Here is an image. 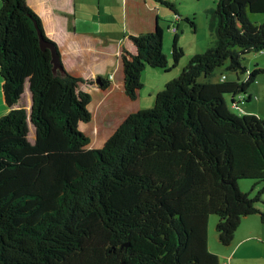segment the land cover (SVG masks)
<instances>
[{"label": "trees", "instance_id": "trees-1", "mask_svg": "<svg viewBox=\"0 0 264 264\" xmlns=\"http://www.w3.org/2000/svg\"><path fill=\"white\" fill-rule=\"evenodd\" d=\"M181 16L172 0H155ZM1 0L0 264H220L210 215L229 245L244 217L264 221V118L229 109L264 68V0H218L213 45L140 106L147 67L170 69L163 17L124 1V37L111 75L69 70L45 29L67 0ZM49 14V15H48ZM256 16V18H255ZM171 25H169V28ZM39 31L55 48L41 45ZM175 33V66L185 54ZM236 79L213 80L225 66ZM240 73H247L241 79ZM97 85L101 100L94 99ZM30 103H29V102ZM254 180L252 191L242 189Z\"/></svg>", "mask_w": 264, "mask_h": 264}, {"label": "crops", "instance_id": "crops-1", "mask_svg": "<svg viewBox=\"0 0 264 264\" xmlns=\"http://www.w3.org/2000/svg\"><path fill=\"white\" fill-rule=\"evenodd\" d=\"M43 1L34 0L33 4L38 6V3L42 4ZM49 1L51 7H53L55 0ZM124 1L67 0L68 10H71L72 14L53 12V9L51 10L52 16L45 24V29L58 42L62 59L69 70L86 78L97 75H111L114 72L116 55L124 37ZM147 3L150 7H157L160 14L159 7H161L166 14L165 16L168 15L166 8L162 4L160 5L155 0H147ZM212 10L214 9L212 8ZM180 14L181 16H190V13L183 14L181 12ZM180 26L179 22L178 30ZM215 39L214 41H212L213 38L211 39V45H213ZM194 52L198 53V51ZM248 57L249 64L251 63V66L247 65L249 70H252L255 66L264 68V52L251 54ZM179 63L180 60L175 65L177 66V74L173 78L181 73L178 68ZM58 65L59 63H57ZM151 68L153 67H147L143 75L144 73H149L152 76L151 78L154 81V86L150 93L152 96L159 92L162 84L165 86L171 79L158 72L161 68L149 70ZM170 70L166 69V71ZM226 78L228 79V77ZM231 79L234 80L236 78ZM2 84L3 78L0 74V116L10 110L4 98ZM91 90L98 93L99 102L101 100V92L97 85L91 87ZM237 99H239V103L234 108L241 114L252 113L264 118V73L258 75L249 86L247 92L239 94L236 97ZM241 100L244 101L241 102ZM216 224V220L213 218L209 219L208 247L213 253L218 255L220 264H264V221L259 215L244 217L233 241L229 245L221 243L218 234L215 232Z\"/></svg>", "mask_w": 264, "mask_h": 264}, {"label": "rangeland", "instance_id": "rangeland-1", "mask_svg": "<svg viewBox=\"0 0 264 264\" xmlns=\"http://www.w3.org/2000/svg\"><path fill=\"white\" fill-rule=\"evenodd\" d=\"M172 1L175 2L177 9L178 11H180V13L181 12L183 14L190 13V16H194V21H195V26H192L186 20L180 21L181 26L178 30V34H179L178 45L181 46L185 52V54L180 59V63L178 64L180 66V67L178 66L179 72H180L188 64L190 58L197 53L194 51H198V53L204 52L212 44L211 39L213 38L212 41H214V39L216 38L215 31L212 30L210 27V21L212 17H214L212 8L215 9L218 0H172ZM163 6L166 8V11L168 14L167 16H165L166 14L163 12L162 8L159 7L160 12L162 14V18L167 17V19L163 18L164 20L163 27L165 30L163 47H164L165 54L168 56L169 67L171 66V70L169 69L170 71H166L165 68H161L158 70V72H161L166 77L172 79L173 76L177 74V66L173 65L174 59L172 57L173 40H174L175 34L174 32H172L171 28H169V25L173 24L172 21H175L177 19V15L171 9H169L166 5H163ZM256 16H255L256 19L260 21H264L263 13H258ZM198 49H201V50H198ZM251 54H256V52L249 53V55ZM249 55L247 54L246 56L248 57ZM247 57L246 59H244V64L246 66L247 65L251 66V63L249 64V57L248 59ZM54 65H55V68H58L57 63L54 62ZM182 66L184 67L182 68ZM149 70H157V69L151 68ZM240 74H241L242 79H245L247 73H240ZM223 75L228 77V79H231L234 77L236 78V73L234 71L228 70L226 65L217 69L215 72V75L212 78L215 81H220ZM151 77L152 76H150L149 73H144V75L142 74L143 87L140 91V106L143 109H147L155 105L156 95L151 96L150 94L154 86V81ZM153 78L156 79L158 78V76H156V78L155 77ZM160 87H161L160 90H162L165 86L162 84ZM93 95H94V99L97 101L98 93L93 91ZM230 95L231 94H226V101L229 106V109L235 115H238V116L242 115L236 108L233 107L232 98ZM238 100L239 99H237V101ZM242 101L244 100H241V102ZM244 180H245V183H243L242 189L245 191L251 192L252 185L254 184V180L252 179H244ZM260 187L261 185L257 186L256 189H254L251 192V194H254L258 189H260ZM263 198H264V194H263ZM211 218L216 220V223H217L218 215L212 214L210 215V219Z\"/></svg>", "mask_w": 264, "mask_h": 264}, {"label": "water", "instance_id": "water-1", "mask_svg": "<svg viewBox=\"0 0 264 264\" xmlns=\"http://www.w3.org/2000/svg\"><path fill=\"white\" fill-rule=\"evenodd\" d=\"M39 34H40V38H41V45H42V47H43L44 49H45L46 47H50V48L52 49V52H53V61H54L55 63H59V61H58V55H57V53H56L55 48L53 47V45L50 44L49 42H47V41L44 40L41 31H39Z\"/></svg>", "mask_w": 264, "mask_h": 264}, {"label": "built area", "instance_id": "built-area-1", "mask_svg": "<svg viewBox=\"0 0 264 264\" xmlns=\"http://www.w3.org/2000/svg\"><path fill=\"white\" fill-rule=\"evenodd\" d=\"M177 18H178V16H177ZM170 28H171L172 32H174V33H176L178 31V25L176 23H173ZM225 78H226V76L223 75V79H225ZM237 105H238V101L236 100L233 104V107L237 106Z\"/></svg>", "mask_w": 264, "mask_h": 264}]
</instances>
